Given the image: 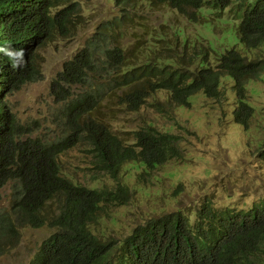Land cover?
<instances>
[{"label":"trees","instance_id":"trees-1","mask_svg":"<svg viewBox=\"0 0 264 264\" xmlns=\"http://www.w3.org/2000/svg\"><path fill=\"white\" fill-rule=\"evenodd\" d=\"M110 1L113 13L51 82L56 132L38 134L37 122L12 116L1 147L0 200L7 184L10 198L0 205V256L18 245L22 229L47 227L28 264H264V196L248 206L202 198L126 233L113 230L116 207L134 202L155 170L186 160L174 115L199 93L247 134L257 113L264 119V102L253 101L254 84L264 82V0ZM41 3L38 48L74 36L87 12L98 14L81 0ZM36 57L19 83L38 75ZM142 107L173 123L113 128L115 113ZM250 143L264 164V134ZM165 174L173 180L175 172ZM170 187L173 199L184 191L180 179Z\"/></svg>","mask_w":264,"mask_h":264},{"label":"rangeland","instance_id":"rangeland-1","mask_svg":"<svg viewBox=\"0 0 264 264\" xmlns=\"http://www.w3.org/2000/svg\"><path fill=\"white\" fill-rule=\"evenodd\" d=\"M81 1L94 8L97 16L87 12L88 18L83 25H76L74 36L55 42L42 51L45 60L44 75L40 81L26 83L18 91L6 96L10 101V110L19 121L37 119L40 133L47 132L45 128L49 127L46 125L47 116L51 115V109L56 110L58 107L48 95L52 77L65 60L82 48L85 39L94 32L98 20L113 13L108 0ZM170 17L171 20L178 18L174 12L170 13ZM151 19H154V16ZM226 82V86L229 87L231 82ZM254 87L257 94L253 101L258 105L262 104L264 82L258 79ZM228 90L231 91L230 88ZM199 94L195 98L192 97L190 109H178L174 115L179 122V126L173 125L174 131L182 135L180 144L186 150V160L179 163L170 162L163 168L155 170V176L151 175L143 189L133 194L134 202L116 207L118 225L114 226V232L126 233L135 224L141 223L142 218L160 214L163 209L171 210L174 206L181 207L188 203L194 205L195 201L202 198H211L216 204L248 206L257 202L258 196H264V164L259 161L254 146L250 143L264 134V119L260 117L262 114L257 113L254 116L252 127L247 134L231 120L227 122L228 118L225 120L224 106L220 102ZM114 115L113 128L120 130L132 129L149 119L154 120L159 128H165L173 123L149 107H142L133 113L118 111ZM224 115L230 113L226 112ZM52 127L50 126V129ZM120 134L126 135L125 132ZM72 152L77 155L75 149ZM166 172H175L173 180H167L164 176ZM179 179L184 184L183 193L177 199L165 195L170 193V185L174 180ZM128 182L133 184L135 181L129 179ZM7 192L2 190L1 193L3 206L8 202ZM51 232L52 230L47 227L26 229L18 245L0 256V264H28L41 241Z\"/></svg>","mask_w":264,"mask_h":264},{"label":"clouds","instance_id":"clouds-1","mask_svg":"<svg viewBox=\"0 0 264 264\" xmlns=\"http://www.w3.org/2000/svg\"><path fill=\"white\" fill-rule=\"evenodd\" d=\"M108 1L109 4H111V1ZM42 5L43 3H41V0H0V162L2 143L8 128L12 123V116H14L20 124L28 123L32 126L33 122H37V119L35 118H28L23 122L19 121L17 116L10 110V101L6 99V96L18 91L21 86L26 84L24 82L19 83L18 80L26 78V69L36 51L40 56L36 57L35 61V67L38 71V75H36L33 81L27 83L40 81L44 75L43 63L45 56L43 55L42 51L47 48V46L63 40H56L46 44L42 48H38L40 46L39 43L42 37V25L38 18H42ZM62 66L63 64L57 70L56 74L62 69ZM56 74L54 77H52L48 88V95L53 99L54 104H58V102H56L52 96L50 92V86L52 80L56 77ZM55 111L56 110L51 109V116ZM49 120L50 115L47 116L46 123V125L48 124L49 127L45 128H47V132L54 130L55 133L56 129H54V125L52 129H50L52 123ZM37 125L39 126L38 123ZM39 131L40 128L38 129L37 133L44 134L40 133ZM2 190L8 191L6 194V198L8 200L6 204L7 206L10 198L9 184L5 185L1 189V193ZM2 200L3 194H1L0 205H2ZM26 229L39 228L22 229L21 235H23V232Z\"/></svg>","mask_w":264,"mask_h":264}]
</instances>
